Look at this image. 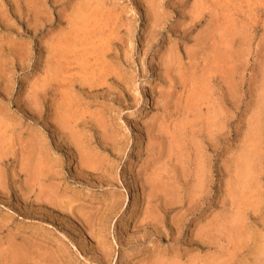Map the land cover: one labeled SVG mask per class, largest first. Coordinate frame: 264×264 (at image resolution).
<instances>
[{
	"label": "rangeland",
	"instance_id": "rangeland-1",
	"mask_svg": "<svg viewBox=\"0 0 264 264\" xmlns=\"http://www.w3.org/2000/svg\"><path fill=\"white\" fill-rule=\"evenodd\" d=\"M263 133L264 0H0V264H264Z\"/></svg>",
	"mask_w": 264,
	"mask_h": 264
},
{
	"label": "bare ground",
	"instance_id": "bare-ground-1",
	"mask_svg": "<svg viewBox=\"0 0 264 264\" xmlns=\"http://www.w3.org/2000/svg\"><path fill=\"white\" fill-rule=\"evenodd\" d=\"M225 54H223V56H224ZM226 55H227V53H226ZM222 56V55H221ZM219 62V61H218ZM220 65L221 64H219L218 66L220 67ZM222 66V65H221ZM214 68V67H213ZM231 68V67H230ZM222 69V68H221ZM227 70H228V68H226ZM218 72H219V70H218ZM228 73V72H227ZM204 76V75H203ZM205 77V76H204ZM207 77V76H206ZM203 79V78H202ZM209 79V78H208ZM228 79H230V78H228ZM204 80V79H203ZM206 81V80H205ZM208 81V80H207ZM197 84V83H196ZM208 85V84H207ZM199 92L202 94L201 96H203V95H205L208 91H207V89L205 88V86H202L201 87V89L199 90ZM199 94V93H198ZM207 95V94H206ZM208 96V95H207ZM194 97V96H193ZM200 101V100H199ZM187 104H189V103H187ZM192 104V103H191ZM196 108V107H195ZM199 109H201V107L199 108ZM199 109H197V110H199ZM196 117V116H195ZM198 118V117H197ZM260 120V119H259ZM262 121H263V118H262ZM258 124H259V122L258 121H256ZM258 124H256L257 125V127H258ZM263 124V123H262ZM259 126H261V124L259 125ZM181 128V127H180ZM261 128V127H260ZM257 129H259V128H257ZM262 129V128H261ZM256 131V130H255ZM262 131V130H261ZM256 132H258V131H256ZM260 132V131H259ZM264 134V133H263ZM253 135V134H252ZM258 135V134H257ZM256 134H255V137L257 136ZM254 136V135H253ZM252 136V137H253ZM258 136H260V138H262V136H261V134H259ZM253 139H255L254 137H253ZM257 139V138H256ZM254 142V141H253ZM251 143V142H250ZM257 143V142H256ZM252 145V144H251ZM255 148H257V146L255 147V145H254V148L251 146V148H249V150H251V151H248V149H246L247 151H245V152H247V154L245 155L244 154V156L242 157H240L241 159H243V158H245V159H243V161L241 162V163H239V161H238V163H239V166H238V169H236V170H239V172H240V177H238L237 178V180L240 178V180H236V182L238 183L239 182V184L241 185V187L242 186H244V184L246 185V183L249 181L250 182V180H248L250 177L249 176H251L250 174L252 173V171H253V164H252V162L250 161L251 159H254V158H252V156L253 155H255L256 154V151L255 150H253V149H255ZM257 150V149H256ZM258 150H260V149H258ZM257 154H258V152H257ZM256 154V155H257ZM243 155V154H242ZM259 156H260V154H258ZM177 158V157H176ZM239 159V158H238ZM240 160V159H239ZM255 160V159H254ZM253 160V161H254ZM256 160H258L257 159V156H256ZM256 160H255V162H256ZM205 161V160H204ZM202 162H203V160H202ZM254 162V163H255ZM258 163V162H257ZM207 163H205L204 164V162H203V164H201L202 166H201V171L203 172V171H205L206 169H205V165H206ZM259 164V163H258ZM257 164V165H258ZM205 166V167H204ZM208 167V166H207ZM236 167V166H235ZM255 167V166H254ZM258 167V166H257ZM208 170V169H207ZM256 170V169H255ZM258 170H259V168H258ZM198 172V171H197ZM207 172V171H206ZM238 172V173H239ZM235 173H237V172H235ZM253 174H255V173H253ZM204 175V173L202 174V176ZM256 175V174H255ZM254 175V176H255ZM206 177V176H205ZM252 179V178H251ZM235 181V180H234ZM203 182V181H202ZM205 182H206V180H205ZM248 182V183H249ZM247 183V184H248ZM203 184V183H202ZM206 184V183H205ZM159 186V185H158ZM203 186V185H202ZM235 186H236V183H235ZM257 186V185H256ZM240 187V188H241ZM240 188H238V189H240ZM244 190H246V188L244 189L243 188V192H244ZM241 191V190H240ZM237 197V196H236ZM240 204V203H239ZM236 207H237V205H236ZM237 219H239V218H237ZM234 223V222H233ZM220 224V223H219ZM219 224H217L218 225V228H220L219 227ZM221 225V224H220ZM235 225H237L238 226V224H235ZM211 227V226H210ZM205 230V229H204ZM210 230V229H209ZM236 230V229H235ZM8 249V248H7ZM261 251V250H260ZM260 251H258V252H260ZM11 252V251H10ZM15 253V252H14ZM18 253V252H17ZM26 253V252H25ZM260 256H262V254L260 255ZM13 258V257H12ZM20 259H21V257H20ZM176 262V261H175Z\"/></svg>",
	"mask_w": 264,
	"mask_h": 264
}]
</instances>
